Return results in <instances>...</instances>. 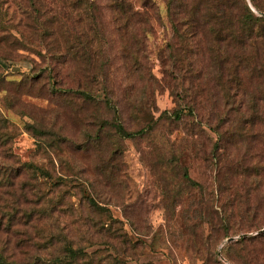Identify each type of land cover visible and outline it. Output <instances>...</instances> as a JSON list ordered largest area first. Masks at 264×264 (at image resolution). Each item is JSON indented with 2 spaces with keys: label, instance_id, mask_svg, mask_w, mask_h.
I'll list each match as a JSON object with an SVG mask.
<instances>
[{
  "label": "trees",
  "instance_id": "obj_1",
  "mask_svg": "<svg viewBox=\"0 0 264 264\" xmlns=\"http://www.w3.org/2000/svg\"><path fill=\"white\" fill-rule=\"evenodd\" d=\"M104 8L112 13L110 22L98 0H0V56L7 60L25 58L32 63L24 74L23 90L14 100L50 96L49 80L61 94L74 93L84 103L100 102L104 106L102 116L88 113L85 117V125L94 133L87 131L85 138L77 139L76 133L62 124L57 134L46 139L57 120L78 115L67 95L59 103L49 97L52 107L23 101L26 115L34 121L29 123L30 129L40 132L38 148L58 155L78 151L96 158V162L90 158L86 165L91 185H82L89 210L99 212L101 219L89 217L84 223L86 242L102 247L99 256L97 249L92 250L89 264H133V245L122 246L121 234L105 226L110 220L117 222L109 205H119L113 201L119 196V184L125 181L121 175V142L129 138L147 141L151 150L144 155L160 185L193 182L183 162L187 151H196L206 159L215 157L218 196L223 202L211 220L216 234L224 225L225 236L229 228L234 233L261 229L259 212L264 213V199L255 210L250 200L261 190L264 197V184L260 180L249 187L243 184L253 175L264 179V171L248 165L255 159L264 165V0H141L139 7L133 0H106ZM163 13L171 34L165 37L166 46L158 55L163 72L159 80L146 71L143 57L154 20L163 23ZM13 25L44 52L33 51L19 40L10 30ZM116 39L128 80L122 89L117 86L111 52ZM199 51L209 66L215 67L211 80L221 90L222 108L207 106L208 94L201 88L195 59ZM98 85L102 86V96L96 95ZM164 88L176 106L159 111L157 94ZM235 107L237 114L232 115ZM46 120L52 128L39 130L37 125L45 126ZM208 129L218 135L214 147H208ZM235 140L241 144L250 141L252 147L233 151ZM10 159L16 157L11 154ZM37 170L30 161L0 171V197L6 196L0 201V264H77L79 252L85 250L65 240L69 222L61 227L58 219L45 216L68 209L52 190L42 188L60 185H53L49 179L42 182ZM174 193L181 205L184 198L189 202L193 196L183 198L181 190ZM70 208L74 209L72 205ZM188 213L209 216L205 205ZM60 238L63 244L59 253ZM224 249L232 264L262 262L264 231L242 236Z\"/></svg>",
  "mask_w": 264,
  "mask_h": 264
},
{
  "label": "rangeland",
  "instance_id": "obj_2",
  "mask_svg": "<svg viewBox=\"0 0 264 264\" xmlns=\"http://www.w3.org/2000/svg\"><path fill=\"white\" fill-rule=\"evenodd\" d=\"M133 1L137 7L140 6L141 0ZM98 2L102 5L106 20L110 22L112 13L104 8L106 0H98ZM254 12L256 15H260L258 11L255 10ZM162 20L163 23H156L154 20V30L149 34L145 43V56L143 57L146 71L152 72L159 80L163 78V72L158 55L166 46L165 37L168 38V35L171 34L165 13H163ZM107 24L108 28L111 29V24ZM13 27L14 25L10 30L19 40L28 44L33 51L44 52L41 46L32 43L30 39L24 37L22 33H19ZM111 52L117 86L122 89L128 80L126 79L124 61L120 54V44H118L117 39L112 45ZM36 58L38 59V57ZM195 59L200 72L201 88L206 90L208 94L209 103L207 106L212 104L216 105L217 108H222L221 90L217 87L215 81L211 80L214 77V65L210 67L206 56L200 51ZM184 64L187 66L185 59ZM185 66L183 67L185 68ZM31 67L32 63L28 59L16 58L7 60L0 56V171L4 172L10 165L20 166L24 162L31 161L38 167L37 171L42 182L49 179L50 183H54L53 185H60L50 190L48 186H43L42 188L48 191L52 190L51 194L57 195V198L63 200L64 206H68V209L52 214L46 213L45 216L50 217V219H58L61 227L69 222L65 240L74 248L85 250V252H79L77 264H89L88 259L90 258L89 255L92 256L93 254L92 250L97 249V256H99L102 247L100 244L90 246L86 242L84 223L89 217L97 220L101 219H99V212L89 210L85 187L82 185H91L89 180L91 174L86 169V165L90 162V158H94L95 162L96 158L92 155L88 158L85 154L78 151H62L58 155L48 148H38L36 141L40 137V132L30 129L29 123L34 121L26 115L23 101H28L41 107H52L48 101L49 97L53 103H59L60 101H65L62 97L65 94L67 95V100L71 102L72 109L78 115L57 120L58 122L54 123L53 129L49 131V135L45 137L46 139H50L51 136L57 134L62 124H66L70 130L74 131L77 139L85 138L88 135L86 134L87 131H89L88 133L95 132L85 125L86 115L95 113L100 117L104 114L105 109L100 102L84 103L83 99L79 98L77 94H61V92H57L55 85H52L49 80L47 81V92H51L50 96H45L44 98L25 96L22 98L23 101H15V95L23 90L24 74ZM184 73L188 72L185 71ZM101 87V85L95 86L96 95L102 96ZM261 88L264 89V83ZM157 105L159 111L172 109L176 106L174 97L167 88L158 92ZM262 105L264 107V103ZM236 110L235 107L232 115L234 113L235 115L237 114ZM262 112L264 115V109H262ZM45 123V126L37 125V128L39 130L52 128L51 122L46 120ZM95 126L98 127V124L96 123ZM52 131L55 132L52 133ZM207 132L208 147H214L217 144L218 135L209 129ZM234 143L233 151L238 149L243 152L247 145L252 147L250 141H244L241 144L238 140H235ZM121 145L124 150L121 175L125 181L119 184L117 189L119 196L115 198V202L113 201V203H118L119 205H109L117 222L110 220L105 226L111 232L121 234L120 241H123L122 246L133 245L130 251L133 257V264H232L227 259L226 250L224 249L227 243L232 242L228 241V238L234 237L233 241H235L242 236H254L264 228V213L260 210L259 215L262 218L261 229L234 233V230L229 228L228 236H225L226 232L224 229L226 225H224V229L218 235L216 234L212 221L215 219L214 212L221 210L218 205L223 202L219 201L218 196V180L220 179H218V162H216L215 157L206 159L203 155H198L196 151H187L183 157V162L186 164L189 176L193 182L186 180L182 185H160L157 181V175L148 166V157L144 155L151 150L147 141L142 138H129L122 141ZM241 147L243 148L239 149ZM11 154L16 157L14 161L10 159ZM248 165L250 168H258V172L264 171V165L258 159L253 160ZM83 170L85 173L82 172ZM174 178H176V175ZM262 179L263 176L253 175L247 178L243 185H247V187L249 185L253 186L258 180L264 184V179ZM177 190L182 191L184 194L183 198L188 197V195L193 196L189 202H186L187 198H184L181 205L179 204L180 199L175 198L174 191ZM4 197H6L5 194H2L0 197L1 202H4ZM263 199L262 190L257 197L252 196L250 200L252 208L254 210L257 207L260 208L264 202ZM70 205L74 209H71ZM202 205L207 207L209 216H205V214L201 216L199 213L192 216L188 213L189 210H194ZM184 209L185 215L182 214ZM248 215H251V213ZM54 231L57 233L56 229ZM61 238L57 244L59 253V248L63 244ZM260 263H264V261L255 264Z\"/></svg>",
  "mask_w": 264,
  "mask_h": 264
},
{
  "label": "water",
  "instance_id": "obj_3",
  "mask_svg": "<svg viewBox=\"0 0 264 264\" xmlns=\"http://www.w3.org/2000/svg\"><path fill=\"white\" fill-rule=\"evenodd\" d=\"M261 231H264V228ZM234 239H235L234 237H230V238H228V241H233Z\"/></svg>",
  "mask_w": 264,
  "mask_h": 264
}]
</instances>
